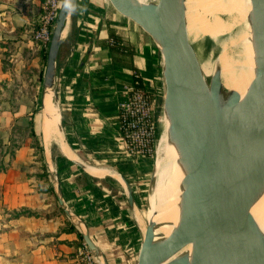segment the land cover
Instances as JSON below:
<instances>
[{"label": "crops", "instance_id": "crops-1", "mask_svg": "<svg viewBox=\"0 0 264 264\" xmlns=\"http://www.w3.org/2000/svg\"><path fill=\"white\" fill-rule=\"evenodd\" d=\"M41 1L0 0V168L6 166L0 170V264H78L85 232L108 264H133L141 237L136 184L153 166L150 157L127 153L118 111L135 74L143 91L162 88L158 56L108 0H75L54 74L71 157L56 143L36 156L34 139L43 149L38 122L46 50L33 32ZM19 127H27L25 137L14 131ZM91 167L104 174L91 175ZM21 208L37 215L9 218Z\"/></svg>", "mask_w": 264, "mask_h": 264}, {"label": "water", "instance_id": "water-1", "mask_svg": "<svg viewBox=\"0 0 264 264\" xmlns=\"http://www.w3.org/2000/svg\"><path fill=\"white\" fill-rule=\"evenodd\" d=\"M74 2L61 0L54 21L46 51L41 117L46 87L52 89L56 101L55 62ZM108 2L153 44L164 88L162 110L169 123L168 136L187 166V209L173 241L167 245L156 242L154 225L147 221L142 233L136 222L142 240L135 264H264V240L248 209L249 201L264 186V0H250L255 74L249 105L238 118L222 102L219 75L214 73L206 83L196 69L198 61L185 32L184 0ZM42 144L47 155L43 138ZM152 179L151 168L148 186ZM122 181L128 203L134 207L131 187L124 178ZM83 240L100 263L107 264L88 233ZM189 241L194 242L190 252L162 263Z\"/></svg>", "mask_w": 264, "mask_h": 264}, {"label": "bare ground", "instance_id": "bare-ground-1", "mask_svg": "<svg viewBox=\"0 0 264 264\" xmlns=\"http://www.w3.org/2000/svg\"><path fill=\"white\" fill-rule=\"evenodd\" d=\"M133 1L139 4H157L159 0ZM250 9V0H184L185 32L188 44L194 49L198 61L196 69L204 80L214 73L219 75L222 102L237 118L249 105V89L255 74L256 42L254 28L249 20ZM64 35L65 30L62 33V36ZM154 38L157 40L156 36ZM204 38L214 45L217 51L215 54L203 53L201 44ZM45 93V108L42 117L39 116L40 123L38 122L42 130L45 152L48 155L50 145L56 143L65 155L71 157L60 130L59 110L53 98V91L46 87ZM158 123L159 135L154 149L153 179L147 190L145 214H139L136 209L133 211L141 232L144 233V222L148 221L154 225V240L167 245L173 241L179 224L185 218V190L188 179L187 166L180 160L178 148L169 139V123L164 110L158 118ZM86 171L95 175L104 174L92 167L86 168ZM248 209L264 240V186L249 201ZM193 247L194 242L189 241L162 263L190 252Z\"/></svg>", "mask_w": 264, "mask_h": 264}, {"label": "built area", "instance_id": "built-area-1", "mask_svg": "<svg viewBox=\"0 0 264 264\" xmlns=\"http://www.w3.org/2000/svg\"><path fill=\"white\" fill-rule=\"evenodd\" d=\"M61 0H42L41 10L33 32V40L40 49H48L54 21ZM127 97L118 111L119 131L129 155L152 157L157 140L158 127L148 94L138 86L136 74L126 88ZM79 264H95L92 252L84 244L78 249Z\"/></svg>", "mask_w": 264, "mask_h": 264}, {"label": "rangeland", "instance_id": "rangeland-1", "mask_svg": "<svg viewBox=\"0 0 264 264\" xmlns=\"http://www.w3.org/2000/svg\"><path fill=\"white\" fill-rule=\"evenodd\" d=\"M202 40H203L202 41L203 44H201V45H202L204 54L211 53V52L213 54H215L217 52L216 48L214 47V45L212 46L211 45L212 43H210L206 38H204ZM42 61L43 62H42V71H41V93H42L43 75H44V67H45V61L44 60H42ZM209 80H210V77H207L205 79L206 83H209ZM159 82L162 83V80H159ZM146 93L148 94V96H149V98L151 100L152 106H153L154 117H155V120H156V123H157V126H158V132H157V139H158V135H159L158 118H159V116H160V114L162 112V100H163L164 88L162 86V88L157 91L155 89L153 90L152 87H151L150 91L146 92ZM39 120H40V117H39ZM22 128H20V127L19 128H14V131L16 133H19L21 136L23 135V137H25V134L27 133V127H24L23 129ZM34 142H35V144H34L35 145V155L39 156V148H38V145H37L38 143H37L36 139H34ZM150 160L154 163L155 152H154L153 156L150 157ZM148 183H149V175H147L142 181L141 180L137 181V184H136V189H137V191H136V199L139 200V202H138V212H139V214H145V209H146V189L148 190V188H147ZM22 210H26V212H28L30 214V215H24V216H36L37 215L35 212H32V211H30L28 209L21 208V209H18V210H13V211L8 212L9 218H12V216L16 212H19V211H22ZM144 223H145V225L147 224L146 222H144ZM141 240L142 239L140 237V240L138 241V246L137 247L140 246ZM84 244L85 243H83V245ZM83 245L81 244V247ZM135 252L138 253L137 251H135ZM76 260H77V263L79 264V259H78L77 253H76ZM135 263H136V260L133 262V264H135Z\"/></svg>", "mask_w": 264, "mask_h": 264}, {"label": "trees", "instance_id": "trees-1", "mask_svg": "<svg viewBox=\"0 0 264 264\" xmlns=\"http://www.w3.org/2000/svg\"><path fill=\"white\" fill-rule=\"evenodd\" d=\"M45 59H46V55H45V53L43 54V60L45 61ZM137 80H138V86L141 88V84H140V79H139V77L137 76ZM39 110H40V108H39ZM38 110V111H39ZM40 123V122H39ZM158 127V126H157ZM39 150H40V153H41V155L43 156V149H42V146H39ZM12 156V154H10V157ZM6 168V166H2L1 168H0V170H4ZM24 215H30L28 212H26V210H22V211H19V212H16L12 217H19V216H24Z\"/></svg>", "mask_w": 264, "mask_h": 264}]
</instances>
